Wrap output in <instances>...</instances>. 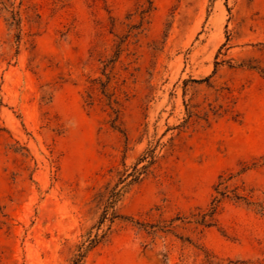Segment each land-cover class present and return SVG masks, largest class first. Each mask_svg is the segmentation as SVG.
Instances as JSON below:
<instances>
[{
    "label": "rangeland",
    "instance_id": "1",
    "mask_svg": "<svg viewBox=\"0 0 264 264\" xmlns=\"http://www.w3.org/2000/svg\"><path fill=\"white\" fill-rule=\"evenodd\" d=\"M0 264H264V0H0Z\"/></svg>",
    "mask_w": 264,
    "mask_h": 264
},
{
    "label": "trees",
    "instance_id": "2",
    "mask_svg": "<svg viewBox=\"0 0 264 264\" xmlns=\"http://www.w3.org/2000/svg\"><path fill=\"white\" fill-rule=\"evenodd\" d=\"M213 211H214V208H213Z\"/></svg>",
    "mask_w": 264,
    "mask_h": 264
}]
</instances>
